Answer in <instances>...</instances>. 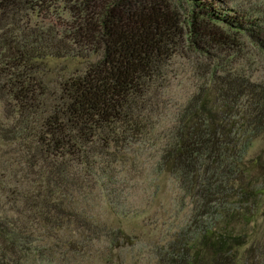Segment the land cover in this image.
I'll return each instance as SVG.
<instances>
[{
    "label": "trees",
    "instance_id": "16d2710c",
    "mask_svg": "<svg viewBox=\"0 0 264 264\" xmlns=\"http://www.w3.org/2000/svg\"><path fill=\"white\" fill-rule=\"evenodd\" d=\"M187 1L203 55L245 36L264 57L262 10ZM182 24L172 0H0V142L16 151L7 170L20 171L17 215L0 214V261L22 253L33 222L57 262L97 234L110 254L130 235L107 215L149 210L173 190L176 205L214 213L176 239L172 264H264L263 163L244 156L264 137V79L213 67L211 85L170 99ZM67 57L83 71L50 87L39 64Z\"/></svg>",
    "mask_w": 264,
    "mask_h": 264
},
{
    "label": "rangeland",
    "instance_id": "374dc122",
    "mask_svg": "<svg viewBox=\"0 0 264 264\" xmlns=\"http://www.w3.org/2000/svg\"><path fill=\"white\" fill-rule=\"evenodd\" d=\"M228 7L243 9H259L264 12V0H224ZM177 7L182 21L183 34L182 48L174 55L168 66L169 90L167 95L176 98L185 97L205 84H212L210 73L216 67L215 74L223 75L230 71H244L257 80L264 79V57L245 36H233L236 46H226L211 49L208 55H203L194 47L193 37L190 35L192 22L191 7L187 0H172ZM187 24V26H186ZM199 26L197 24H194ZM226 31V30H225ZM228 32V31H227ZM229 33V32H228ZM231 37V36H230ZM39 67L50 87L69 76L82 72L85 62L78 58H46ZM1 114V104H0ZM11 145L0 142V214L17 215L12 205L16 198L13 185L19 178V168H14L16 151ZM259 155L261 157L260 173L264 171V137L254 139L247 147L245 158ZM13 162V168L7 170V165ZM9 167V166H8ZM15 170L14 173H12ZM16 173V176H15ZM262 178V177H261ZM258 178L257 185L264 192V178ZM176 192H164L155 200L151 209L130 214L128 216H108L109 225L119 226L129 233L130 239H119L112 247L110 254H105L106 240L103 234L93 235V238L84 244L83 254L73 258L58 261L47 253V236L42 223L31 226L28 241L21 248L22 253L7 252L0 264H172L176 249L173 246L179 237L191 238L200 231L201 227L214 213L208 211H192L188 207L187 199H182L179 205L175 204ZM257 211L264 210V193L258 199ZM21 220L31 223L22 212ZM19 216V215H18ZM256 224L262 225L261 219ZM257 228H249L250 233ZM28 245V246H25ZM26 247V249L24 248Z\"/></svg>",
    "mask_w": 264,
    "mask_h": 264
}]
</instances>
